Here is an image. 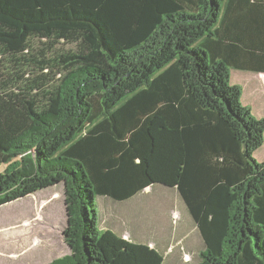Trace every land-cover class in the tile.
<instances>
[{
    "label": "trees",
    "instance_id": "16d2710c",
    "mask_svg": "<svg viewBox=\"0 0 264 264\" xmlns=\"http://www.w3.org/2000/svg\"><path fill=\"white\" fill-rule=\"evenodd\" d=\"M230 69L264 74V0H0V207L63 184L49 264H163L95 204L160 185L197 264H264V118Z\"/></svg>",
    "mask_w": 264,
    "mask_h": 264
},
{
    "label": "rangeland",
    "instance_id": "374dc122",
    "mask_svg": "<svg viewBox=\"0 0 264 264\" xmlns=\"http://www.w3.org/2000/svg\"><path fill=\"white\" fill-rule=\"evenodd\" d=\"M238 72L242 71L230 69V84L241 88V103L251 109L252 115L264 118V87L258 79ZM260 78L263 80L264 76ZM254 159L258 163L264 161V144ZM4 167H0V173ZM64 200V185L59 184L0 207V264H49L69 255L70 249L63 240ZM95 204L98 231L111 230L132 243L154 247L166 259L164 264H196L203 246L196 241L195 225L175 190L156 185L127 202L102 200L103 210L98 198ZM187 237L190 257L186 250L181 251Z\"/></svg>",
    "mask_w": 264,
    "mask_h": 264
},
{
    "label": "crops",
    "instance_id": "0c3cea01",
    "mask_svg": "<svg viewBox=\"0 0 264 264\" xmlns=\"http://www.w3.org/2000/svg\"><path fill=\"white\" fill-rule=\"evenodd\" d=\"M239 74H241V75H245V76H247V77H249V78H251V79H255V80H260L261 78H259L260 76H262V75H264V74H258V73H253V72H247V71H242V72H238ZM196 228V227H195ZM197 231V230H196ZM197 238H196V241L198 242V243H201L202 244V241H201V239H200V236L198 235V232H197ZM187 239V240H186ZM184 240V243H183V245L181 246V251L182 252H184L185 253V250H186V252L187 253H185V254H187V256L188 257H190V255H192L191 254V252H190V250H188V246H189V244H190V240H189V238L187 237V238H185V239H183ZM185 241L187 242V245L185 244ZM145 245V244H144ZM193 245H194V243H193ZM149 246V245H148ZM202 246H203V244H202ZM186 247V248H185ZM154 248V247H153ZM155 249V248H154ZM155 250H157L159 253H160V251L158 250V249H155ZM204 250V248H202V249H200L199 251H198V255H200V253L202 252ZM173 252V251H172ZM161 254V253H160ZM172 254V253H171ZM170 254V255H171ZM162 255V254H161ZM197 255V256H198ZM163 256V255H162ZM186 256V255H185ZM163 260H164V262H163V264L165 263V258H164V256H163ZM176 261H181V259L180 260H176ZM185 263H186V261H184ZM197 262H198V260H197ZM197 262H196V264H197ZM175 264H177V262L175 263Z\"/></svg>",
    "mask_w": 264,
    "mask_h": 264
}]
</instances>
